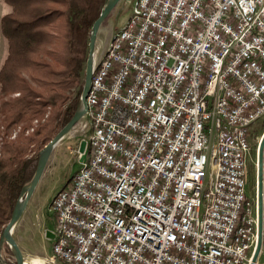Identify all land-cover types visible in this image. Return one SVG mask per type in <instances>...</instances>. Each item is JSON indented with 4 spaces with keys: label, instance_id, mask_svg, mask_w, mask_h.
<instances>
[{
    "label": "built area",
    "instance_id": "1",
    "mask_svg": "<svg viewBox=\"0 0 264 264\" xmlns=\"http://www.w3.org/2000/svg\"><path fill=\"white\" fill-rule=\"evenodd\" d=\"M114 34L86 98L90 168L52 197L38 264H248L264 0H134Z\"/></svg>",
    "mask_w": 264,
    "mask_h": 264
},
{
    "label": "trees",
    "instance_id": "2",
    "mask_svg": "<svg viewBox=\"0 0 264 264\" xmlns=\"http://www.w3.org/2000/svg\"><path fill=\"white\" fill-rule=\"evenodd\" d=\"M2 1L9 11L0 17L7 46L0 64V236L34 170L36 157L28 156L75 112L91 27L106 0ZM3 250L5 264H14L7 245Z\"/></svg>",
    "mask_w": 264,
    "mask_h": 264
},
{
    "label": "rangeland",
    "instance_id": "3",
    "mask_svg": "<svg viewBox=\"0 0 264 264\" xmlns=\"http://www.w3.org/2000/svg\"><path fill=\"white\" fill-rule=\"evenodd\" d=\"M133 1L134 0H120L112 9V11L108 14V16L102 21L95 40V54L102 53L106 49L111 36L124 24L127 17L131 13ZM8 11L9 7L5 3H3L2 0H0V17ZM6 51V41L0 32V64L6 55ZM79 100L80 97L78 99L77 106L79 104ZM86 120L87 119L84 115L54 146L49 155L42 175L40 176V179L37 182L34 191L26 204L24 211L22 212L20 218L14 225L12 235L19 245L22 256L24 257L25 264H31V260L34 258H37L38 261H43L44 259L48 258L51 254V247L53 241L46 237L45 231L49 230L52 232L55 227V223H53L52 218L54 219V216L49 210V205L52 197L56 194L58 190H60L63 186L69 183L70 179L81 165L78 160L79 154L77 150L80 141L83 140L86 135L85 131L81 129L82 124L86 122ZM32 124L36 125L37 122L33 121ZM29 132L31 133V130H29ZM263 132L264 118L257 120L248 131L250 156L247 163V193L250 199L252 200L254 207L256 206L257 148ZM10 138H13V135ZM43 147L38 152L36 151V154L31 153L28 156L29 158L33 155L34 157H36L34 160V170L32 171V175L29 182L31 181L32 176L35 172L40 152L42 151ZM29 182L25 185L27 186ZM5 245L7 244L4 242L2 244L1 251V257L4 262L1 260V264H5L7 262L3 250ZM7 247L9 248L8 245ZM256 262L264 263V216L262 246Z\"/></svg>",
    "mask_w": 264,
    "mask_h": 264
},
{
    "label": "water",
    "instance_id": "4",
    "mask_svg": "<svg viewBox=\"0 0 264 264\" xmlns=\"http://www.w3.org/2000/svg\"><path fill=\"white\" fill-rule=\"evenodd\" d=\"M119 1L120 0H107L106 3L103 5L99 16L94 21L91 27L89 42H88V54L85 63L84 84H83L79 104L72 117L63 125V127L55 134V136L43 147L42 151L40 152L39 160L31 181L27 186L25 185L20 191L19 198L17 199L13 207L10 219L5 225L2 234L0 236V263L2 260L1 257L2 244L5 242L9 246L11 253L14 257V264H24V257L22 256L21 250L19 248L16 239L12 235V230L14 228V225L20 218L22 212L24 211L31 194L33 193L34 188L37 182L39 181L40 176L42 175V172L45 168V165L47 163V160L49 158L52 149L65 136V134L85 115L87 111L86 94L89 88V82L94 64L95 40H96L97 32L99 30L102 21L108 16V14L112 11V9ZM85 146H86V141L83 139L80 141L77 150L79 154V162H82L85 158V151H86ZM263 175H264V132L259 140L258 148H257L256 206H255L256 240L248 264L256 263L262 246L263 216H264ZM46 237L48 239H53V234L50 231H47Z\"/></svg>",
    "mask_w": 264,
    "mask_h": 264
},
{
    "label": "bare ground",
    "instance_id": "5",
    "mask_svg": "<svg viewBox=\"0 0 264 264\" xmlns=\"http://www.w3.org/2000/svg\"><path fill=\"white\" fill-rule=\"evenodd\" d=\"M135 1H142V0H135ZM117 45H118V34H113L110 38V42L108 43V46L106 47V49L102 53L96 54V58H94V64H93L91 76H96V74L98 73V70L100 69V67H102V62H104L106 53H111V46H117ZM92 92H93V84L89 83V88L86 94V98H91ZM90 160H91V153H85V158L83 162H80L81 165L79 169L90 168ZM49 210L53 212L52 202H50ZM38 262L39 261L37 258H34L31 260V264H38Z\"/></svg>",
    "mask_w": 264,
    "mask_h": 264
},
{
    "label": "crops",
    "instance_id": "6",
    "mask_svg": "<svg viewBox=\"0 0 264 264\" xmlns=\"http://www.w3.org/2000/svg\"><path fill=\"white\" fill-rule=\"evenodd\" d=\"M78 160H79V159H78ZM52 220H53V223H54V219H53V218H52ZM47 231H49V230H46V231H45V234H46ZM50 232H51V231H50ZM52 232H53V231H52ZM52 232H51V233H52ZM50 240L53 241V239H50Z\"/></svg>",
    "mask_w": 264,
    "mask_h": 264
}]
</instances>
